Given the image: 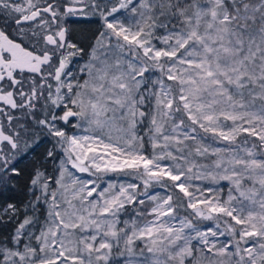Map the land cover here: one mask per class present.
<instances>
[{
	"label": "snow or ice",
	"instance_id": "6c2138e0",
	"mask_svg": "<svg viewBox=\"0 0 264 264\" xmlns=\"http://www.w3.org/2000/svg\"><path fill=\"white\" fill-rule=\"evenodd\" d=\"M0 264H264V0H0Z\"/></svg>",
	"mask_w": 264,
	"mask_h": 264
},
{
	"label": "rangeland",
	"instance_id": "374dc122",
	"mask_svg": "<svg viewBox=\"0 0 264 264\" xmlns=\"http://www.w3.org/2000/svg\"><path fill=\"white\" fill-rule=\"evenodd\" d=\"M80 20H82V18H80V17H78L77 20H76V19L71 20V22H73V23H72V26H73L74 28H76V29H79L80 27H83L84 25L81 24V23H79ZM88 26L94 28V27H96V24L93 23V24L88 25Z\"/></svg>",
	"mask_w": 264,
	"mask_h": 264
},
{
	"label": "trees",
	"instance_id": "16d2710c",
	"mask_svg": "<svg viewBox=\"0 0 264 264\" xmlns=\"http://www.w3.org/2000/svg\"><path fill=\"white\" fill-rule=\"evenodd\" d=\"M25 163H26V162H25ZM22 184H23V182H21V190L14 194V195L17 196V198H22V197H23ZM121 259H122V258H121Z\"/></svg>",
	"mask_w": 264,
	"mask_h": 264
},
{
	"label": "flooded vegetation",
	"instance_id": "af4514ba",
	"mask_svg": "<svg viewBox=\"0 0 264 264\" xmlns=\"http://www.w3.org/2000/svg\"><path fill=\"white\" fill-rule=\"evenodd\" d=\"M77 18H78V17H72L71 20H73V19H76V20H77Z\"/></svg>",
	"mask_w": 264,
	"mask_h": 264
}]
</instances>
